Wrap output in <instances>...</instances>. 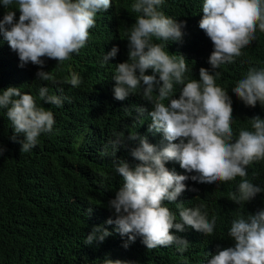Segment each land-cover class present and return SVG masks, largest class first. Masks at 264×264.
<instances>
[{
  "label": "trees",
  "instance_id": "obj_1",
  "mask_svg": "<svg viewBox=\"0 0 264 264\" xmlns=\"http://www.w3.org/2000/svg\"><path fill=\"white\" fill-rule=\"evenodd\" d=\"M134 2L112 0L108 9L97 13L95 27L90 29L89 39L78 54H72L63 64L44 57L42 69L31 62L22 66L18 53L0 32V91L17 87L28 92L38 105L52 111L55 119L50 134H42L35 148L21 152L23 134L14 133L6 110L0 109V145L4 148L0 156V264H104L106 259L120 260L123 264H206L210 254L235 246L227 232L238 214L246 217L264 209V160H261L248 166L246 177L223 183H199L190 179L196 173L186 172L189 182L184 181L185 190L176 202L164 203L178 220L176 203L186 208L202 206L201 211L207 213L209 221L216 217V225L211 236L189 226L183 231L171 229L173 235L189 242L183 253L175 244L149 250L140 236L125 248L128 236H121L115 224L106 223L109 218L115 219L109 202L122 185L115 164L120 160L130 167L140 163L130 154L131 149L139 146V139L128 140L129 133L135 131L157 148L167 143L162 133L148 131L150 102L139 94H130L123 101L114 98L115 66L128 60L127 30L138 15L130 9ZM202 3L203 0H165L158 10L178 23L184 22L181 40L166 42L165 50L185 58L189 66L186 79L198 80L203 67L215 76L217 86L227 91L235 139L241 129L252 130V117L264 120V105L258 101L255 107L248 106L232 92L250 68H264V32L257 29L255 40L241 50V56L213 69L208 58L214 46L199 27ZM9 10L15 12L14 19L18 21L19 9H7L2 3L0 20ZM153 43L165 42L154 39ZM114 46L117 54L102 65L104 53ZM39 70L52 72L57 83L39 80L36 76ZM72 73L81 77L79 87L64 82ZM145 74L159 79L158 73L151 69ZM41 87H47L50 95L60 96L62 106L41 101ZM181 88L182 85H177L165 103L178 99ZM136 107L146 109L143 116H138ZM121 134L126 146H118L113 156L111 142ZM165 167L184 175L178 161H167ZM242 179L259 186L261 192L239 205L228 197L237 191ZM97 225L107 228L111 235L102 242L85 244V237Z\"/></svg>",
  "mask_w": 264,
  "mask_h": 264
},
{
  "label": "clouds",
  "instance_id": "obj_2",
  "mask_svg": "<svg viewBox=\"0 0 264 264\" xmlns=\"http://www.w3.org/2000/svg\"><path fill=\"white\" fill-rule=\"evenodd\" d=\"M164 2L135 0L131 4V12L138 15L127 30L128 60L115 66L113 92L117 100L139 94L150 102L148 131L162 133L167 143L157 148L146 137H138L135 131L129 133L128 140L139 139V146L131 149L130 154L140 163L130 167L120 160L115 164L122 185L109 202L115 219L109 218L106 223L115 224L121 236H128L125 248L140 236L149 250L175 244L183 253L189 242L170 230L183 231L189 226L211 236L216 217L209 221L207 213L201 211L202 206L186 208L176 203L178 220L164 202L177 201L185 190L184 181L189 182L186 172L196 173L191 180L207 184L246 177L249 165L264 160V120L252 117V130L241 129L234 139L232 103L227 91L217 86L215 76L203 67L198 80L186 79L189 66L185 58L165 50L166 42L181 40L184 22L178 23L158 10ZM0 3L7 9L18 8L20 13L15 21V12L7 11L0 20V32L18 53L22 66L31 62L42 69L44 57L63 64L72 54H78L89 39L90 29L95 27L97 13L108 9L112 0H0ZM202 11L199 27L214 46L208 58L213 69L241 56V50L255 40L257 29L264 32V0H203ZM153 38L165 43H153ZM117 51L114 46L104 53L102 65L108 64ZM148 69L158 73L159 79L156 75H146ZM36 76L41 81L57 83L50 71L39 70ZM64 82L79 87L82 80L72 73ZM177 85H182L179 98L166 104ZM232 92L248 106L255 107L258 101L264 105V68H250ZM39 98L56 107L63 103L60 96L48 94L47 87L40 88ZM0 109L6 110L14 133L23 134L21 152H29L37 146L42 134L53 131V112L38 105L33 95L21 92L20 88L0 91ZM145 111L143 107H136L138 116H143ZM111 144L114 156L118 146H126L123 134ZM3 153L0 145V156ZM171 160L179 162L184 175L165 167ZM259 192V186L242 179L228 199L240 205ZM110 235L107 228L97 225L84 243L102 242ZM227 235L235 241V246L210 254L206 264H264V209L246 217L238 214ZM104 264L123 262L106 259Z\"/></svg>",
  "mask_w": 264,
  "mask_h": 264
}]
</instances>
